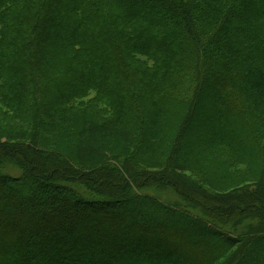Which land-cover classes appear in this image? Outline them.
I'll return each instance as SVG.
<instances>
[{
    "label": "trees",
    "instance_id": "16d2710c",
    "mask_svg": "<svg viewBox=\"0 0 264 264\" xmlns=\"http://www.w3.org/2000/svg\"><path fill=\"white\" fill-rule=\"evenodd\" d=\"M263 254L264 0H0V264Z\"/></svg>",
    "mask_w": 264,
    "mask_h": 264
},
{
    "label": "rangeland",
    "instance_id": "374dc122",
    "mask_svg": "<svg viewBox=\"0 0 264 264\" xmlns=\"http://www.w3.org/2000/svg\"><path fill=\"white\" fill-rule=\"evenodd\" d=\"M67 20H66V18H65V20L63 21V23H62V25L59 27V28H61V29H63L64 30V28L66 29L67 28ZM212 96V94H210V93H208V92H206L205 93V97L203 98V100H202V105H203V107H204V109H208V108H210V101H209V98ZM92 95L91 96H89V97H87V98H85V99H83V101L86 103V102H88L89 100H91L92 99ZM200 111V110H199ZM199 111H198V113H199ZM201 112V111H200ZM200 118H202V115H200L199 116ZM234 123H235V125L237 126V127H239L240 129H241V127H242V124L240 123V121H238V120H235L234 121ZM235 137L236 138H241V139H246V137H245V135H244V133H242V132H236L235 133ZM245 144H246V142H245ZM202 149H203V146L201 147V148H197L196 150H197V153L198 154H201V152H202ZM2 174L3 175H10V176H13V177H19V176H21V172L18 170V169H16V168H13V167H11V166H6V168L5 169H2ZM146 194H151L152 196H155V197H158V198H160L161 200H168V195L167 194H157V193H155V192H151V191H147V192H145ZM170 199H172L171 197H170ZM174 200H177V198L174 196V198H173ZM254 259H255V261L256 262H258V264L259 263H263L264 262V254L263 255H261V256H255L254 257Z\"/></svg>",
    "mask_w": 264,
    "mask_h": 264
}]
</instances>
